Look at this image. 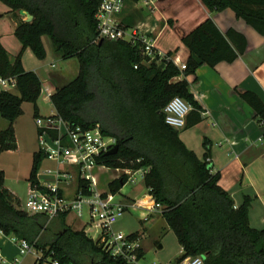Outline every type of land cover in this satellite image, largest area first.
<instances>
[{
  "label": "trees",
  "instance_id": "obj_1",
  "mask_svg": "<svg viewBox=\"0 0 264 264\" xmlns=\"http://www.w3.org/2000/svg\"><path fill=\"white\" fill-rule=\"evenodd\" d=\"M3 1L17 22L15 34L22 49L13 59L0 40V78L8 79L20 92H0V112L9 121L8 128L0 131V155L18 148L15 121L23 113V103L32 102L35 116L39 114L43 81L24 67L22 56L31 49L38 59H45L43 36L47 35L64 59L76 58L80 63L78 76L56 90L52 104L71 125L89 128L100 124L106 135L116 138L118 153H105L98 158L100 162L114 168H149L144 184L163 206V216L184 249L177 262L202 255L206 264H264V228L250 224L253 198L245 196L236 207L232 195L220 185L221 173L213 172L209 153L200 158L190 149L180 137L181 130L166 122L164 112L175 96L200 108L187 78L196 75L203 63L214 66L236 60L247 49L246 36L234 29L223 33L208 18L183 37L190 55L187 68L181 70L172 52L151 60L143 54L140 42L96 41V14L103 0ZM203 1L211 11L232 8L264 34V0ZM21 9L34 19L26 21ZM180 75L183 78L174 81ZM243 97L264 122L263 100L251 91ZM204 145L209 148L207 140ZM44 156L41 151L34 154L31 183L39 181ZM126 182L127 175L112 180L110 192H120ZM20 205V199L5 186V172L0 169V231L42 252L43 257L33 264L48 258L61 264H131L106 251L85 229L68 225V214L50 219L29 214ZM129 237L137 238L139 233Z\"/></svg>",
  "mask_w": 264,
  "mask_h": 264
},
{
  "label": "crops",
  "instance_id": "obj_2",
  "mask_svg": "<svg viewBox=\"0 0 264 264\" xmlns=\"http://www.w3.org/2000/svg\"><path fill=\"white\" fill-rule=\"evenodd\" d=\"M153 7L156 8L152 9ZM156 13L159 16L154 15ZM117 18L130 30L153 36L158 50L164 54L172 52V57L178 58L179 62L184 64L187 63L190 50L184 44L183 37L208 18L213 19L223 33L234 29L246 36L247 49L236 60L222 61L214 66L203 63L198 67L196 75L187 78L190 90L199 102L200 108L189 113L186 127L180 129V137L200 158L209 153L213 172L221 173L220 185L232 195L236 207L242 204L245 196L253 198L249 212L250 224L254 228H264V122L243 97L244 92L251 91L264 102V34L259 33L243 18L238 17L232 8L211 11L203 0H157L154 6L146 5L144 1L126 0ZM13 20L16 29L17 22L14 18ZM165 33L166 45H163L161 39ZM46 38L50 39V37L43 36L47 51L46 58L38 59V64L32 69L27 68L26 65L24 67L35 71L52 90L53 95L57 89L72 81H69L68 77L75 71L77 65L72 62L76 58L64 59L62 54L56 52L52 40L50 39L49 45ZM0 40L10 53L6 42L1 37ZM17 56L11 57L15 59ZM48 58L52 59L48 61ZM55 60L61 62L63 66L54 69ZM77 62L79 74L80 63L78 60ZM181 79L176 77L174 81ZM2 90L20 94L11 83L5 85L0 82V92ZM44 101L51 102V97L42 93L38 100L40 114L48 113L47 111L53 107L52 102L49 103L50 105H42ZM8 126L9 121L0 112V131ZM206 140L209 148L204 145ZM117 177L118 174L113 180ZM139 184L125 183L119 194L122 202L126 204L125 213L128 211L135 213L139 221L143 223V228L128 230L127 235L139 233L144 260L146 252L153 247L158 246L160 249L165 247L164 235L160 231L168 235L172 229L165 220L162 209L146 212L142 208L132 207L135 201H142V199L150 206L155 202L143 179ZM78 185L76 180L71 185L65 186L64 193L69 198H73ZM139 186L141 187L137 188ZM88 221H85L80 228H74L68 222L67 224L75 230H80L87 227ZM118 224L119 221L114 228H117ZM118 227L123 226L118 225ZM156 230L158 231L157 239L148 243V235ZM0 253L7 259L21 256L20 247L12 235H5L2 231H0ZM183 253L184 249L178 241L170 257L178 259ZM23 258L20 264L23 263ZM0 264L3 263L0 262Z\"/></svg>",
  "mask_w": 264,
  "mask_h": 264
},
{
  "label": "built area",
  "instance_id": "obj_3",
  "mask_svg": "<svg viewBox=\"0 0 264 264\" xmlns=\"http://www.w3.org/2000/svg\"><path fill=\"white\" fill-rule=\"evenodd\" d=\"M126 0H103L96 14L98 22V38L110 40H125L133 43L140 42L142 52L151 60L166 54L156 47V39L130 30L124 23L118 20L117 15L122 12ZM146 5L154 6L157 0H140ZM153 7L152 9H155ZM181 70L187 65L180 63L178 58H173ZM137 67V66H136ZM183 78V75L177 76ZM176 78V77H175ZM0 82L7 85L8 79L0 78ZM42 93L52 96V90L43 82ZM194 107L181 96L173 97L165 106L166 122L176 129H183L187 125V117ZM36 123L39 129L41 152L56 161L61 167L57 171L56 180L50 183H30L28 197L25 206L21 208L29 214H44L50 219L62 214L75 213L79 218L88 215V224L84 228L86 233L95 240H100L103 248L117 257L125 258L131 264H144L141 238H130L123 232L115 230V224L124 215L126 204L122 202L121 195L109 191L103 192L98 188L99 180L97 169L111 168L105 162H100L99 157L107 153L116 145V138L106 135L100 124L86 128L81 125H71L59 113L53 105L46 114H38ZM73 166L75 170L63 166ZM117 179L127 175L126 183H135V174H141L145 178L149 168L137 170L131 168H116ZM78 180V187L73 198L64 193L65 186ZM125 184V183H124ZM133 208H142L146 212L154 209H162L163 206L155 202L150 206L146 202L135 201ZM95 231L97 236L91 235ZM20 247V258L7 259L0 253V262L3 264H20L22 257L29 253L39 254V250L30 245L26 240H19L12 235ZM43 253L37 255L42 258ZM206 258L202 255L187 257L181 264H206ZM42 264H61L59 260L48 258ZM160 264V263H153Z\"/></svg>",
  "mask_w": 264,
  "mask_h": 264
},
{
  "label": "rangeland",
  "instance_id": "obj_4",
  "mask_svg": "<svg viewBox=\"0 0 264 264\" xmlns=\"http://www.w3.org/2000/svg\"><path fill=\"white\" fill-rule=\"evenodd\" d=\"M9 9V6L3 0H0V37L6 42L11 56L14 57L19 54L22 48V43L15 34V23L12 14L9 12ZM154 15L159 16V14L157 13ZM46 41L50 45V39L46 38ZM161 43L163 45H166V33L162 37ZM24 53L25 54H23L22 59L23 63L27 66V68L32 69L38 64V58L34 55L31 49H28ZM48 59V61H50L52 58ZM54 62L56 64L54 69H59L61 68V65L63 66L61 62L59 63L56 60ZM72 62L75 63L77 67L75 68V71L73 73L69 74V81L73 80L77 76L79 69L77 60L73 59ZM49 103L51 104L50 101H44L41 104L50 105ZM22 108L23 113L15 122L18 148L2 152V154L0 155V169L5 172V186L13 193H15V195L20 199L22 206H25L31 183L29 177L33 169L34 154L41 151V146L39 140V129L36 123L34 112V104L30 101H25ZM60 167L61 166L56 161L50 159L47 156H44L38 173L39 180H41L43 183L54 182L56 180L55 171L60 169ZM63 167L75 170V167L73 166L64 165ZM96 174L98 175L99 180L98 188L103 192H107L109 191V183L113 180L115 175L118 174V172L116 171V168L111 167L109 169H97ZM134 178L135 183L141 184V181L143 179L141 177V174H135ZM140 187L141 186L137 188ZM87 220V213L83 218H79L75 213H70L67 217V222L69 224H72L74 228H80ZM118 225L123 227H118ZM118 225L115 230H123L122 232L126 235L130 230L134 231L138 230L139 228L141 229V227L143 228V223L139 221L138 216L130 211L126 212L119 219ZM160 232H162V234L164 235L163 244L165 247L163 249H160L158 246H155L151 250L147 251L143 263L180 264L177 262V259H172V257H170L174 252L176 246L178 245V239L174 231L172 230L168 235H165V232L163 233V231ZM91 235L95 237L97 236L95 231H92ZM148 237L149 238H147V242L152 243V240L157 239L158 231L156 230L155 232H152L150 235H148ZM38 253L40 254V252ZM39 254L29 253L23 258L24 260L22 264H33L36 260L37 255Z\"/></svg>",
  "mask_w": 264,
  "mask_h": 264
},
{
  "label": "water",
  "instance_id": "obj_5",
  "mask_svg": "<svg viewBox=\"0 0 264 264\" xmlns=\"http://www.w3.org/2000/svg\"><path fill=\"white\" fill-rule=\"evenodd\" d=\"M20 15L23 16L25 18V20L28 22H31L34 19V16L30 12H28L24 9L20 10ZM103 41H104V39H101L100 43H102ZM118 151H119V145L116 144L106 154L107 155H114V154H117ZM122 184L124 185V183H122Z\"/></svg>",
  "mask_w": 264,
  "mask_h": 264
}]
</instances>
